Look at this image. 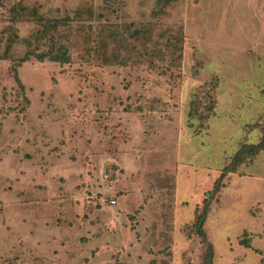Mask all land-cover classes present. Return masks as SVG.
Instances as JSON below:
<instances>
[{"label": "rangeland", "instance_id": "rangeland-1", "mask_svg": "<svg viewBox=\"0 0 264 264\" xmlns=\"http://www.w3.org/2000/svg\"><path fill=\"white\" fill-rule=\"evenodd\" d=\"M167 1L0 0V264H264V0Z\"/></svg>", "mask_w": 264, "mask_h": 264}, {"label": "trees", "instance_id": "trees-1", "mask_svg": "<svg viewBox=\"0 0 264 264\" xmlns=\"http://www.w3.org/2000/svg\"><path fill=\"white\" fill-rule=\"evenodd\" d=\"M175 1H178V0H170V2L167 1L166 4L171 3V2H175ZM14 9H16V8H14ZM19 9H21V11H27L28 10L27 8H19ZM15 18L16 19H14V20H16V21L14 23H17V21H20V15L15 14ZM39 21H40V24H43L40 19H39ZM64 23H65L64 20H58V21L52 22V23L48 22L47 26L44 24L45 28L43 29L42 34H45L46 37L51 39L52 46H54L56 44L57 39L50 35L49 29L50 28L58 29V27L60 25H64ZM16 37H17V35H14L13 38H10L7 40V47L5 49V53H9L11 48H13V46L15 44L14 38H16ZM58 54L59 55L54 56V54H52V53L50 54L49 52H46V53H41V54L37 55V58L40 60H44L47 57H50V58H56L57 60H60V61H67L70 58V53H69L68 49L61 48L59 50ZM28 60H29V58L25 57L23 59V62H26ZM15 78H16V81H17L18 85L20 86V88L24 89V85L21 83V80L19 79L16 71H15ZM207 90H209V89H207ZM213 90H214V88H213ZM210 96H211L210 98L212 99V95H210ZM213 103L216 104V101L213 100ZM214 104L211 107L207 108L208 112L212 111L214 109ZM199 106H201V105H199ZM199 106H197L194 101L192 102V111L190 113L192 116L191 118H199V119L208 120L210 118V115L208 114L207 116L202 117L203 115H201V113L199 111L200 110ZM195 116H201V117H195ZM262 152H264V136H263L262 140L257 144H245L235 154L231 163L223 169L221 175L219 176V178L217 179V181L214 184L213 190L210 193H208L207 195L208 196L211 195L213 197L214 195L219 193L222 188L226 187V184L224 183V181L227 177H229L231 174H236L239 167L242 164H244L246 161H251L253 156H257ZM211 199L212 198H206L203 201L204 206L202 208V211L198 215L196 222L194 223V228L196 230V233H197L198 237L201 239V241L203 242L204 247H206L205 248L204 264H214V257H215L214 249H213L214 247L207 239L208 235H207L206 227H205L206 222L208 220L209 213L211 212V206H210L211 205ZM244 234L246 235L247 231H244ZM51 244H53V243H51ZM240 244L242 246H244L245 248H248V249L252 248V242L250 241V239H242L240 241ZM53 246L54 245H52V247ZM257 252L260 253L259 251H257Z\"/></svg>", "mask_w": 264, "mask_h": 264}, {"label": "built area", "instance_id": "built-area-1", "mask_svg": "<svg viewBox=\"0 0 264 264\" xmlns=\"http://www.w3.org/2000/svg\"><path fill=\"white\" fill-rule=\"evenodd\" d=\"M111 204H116V201H115V200H112V201H111Z\"/></svg>", "mask_w": 264, "mask_h": 264}]
</instances>
